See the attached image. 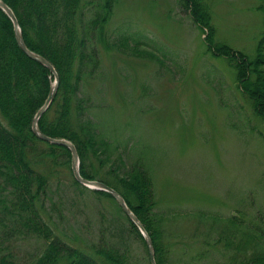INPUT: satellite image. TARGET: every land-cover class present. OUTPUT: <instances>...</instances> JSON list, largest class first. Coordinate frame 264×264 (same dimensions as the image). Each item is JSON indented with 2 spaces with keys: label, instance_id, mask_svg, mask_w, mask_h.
<instances>
[{
  "label": "rangeland",
  "instance_id": "1",
  "mask_svg": "<svg viewBox=\"0 0 264 264\" xmlns=\"http://www.w3.org/2000/svg\"><path fill=\"white\" fill-rule=\"evenodd\" d=\"M88 1L92 8L81 5L85 17L104 0H82ZM198 1L215 42L256 55L264 37L260 0ZM107 11L92 41L99 64L81 80L79 95L109 158L89 152L85 167L101 181L116 174L112 168L121 174L134 159L144 161L138 162L148 168L155 210L164 218L167 264H214L225 253L216 235L227 231L231 215L264 223V123L238 87L232 64L208 50L209 28L182 0H111ZM66 147L70 162L56 163L42 211L60 238L82 248L103 221L125 218L116 200L74 184ZM3 229V263L33 264L43 240L30 234L6 239ZM130 247L134 264H151L139 239Z\"/></svg>",
  "mask_w": 264,
  "mask_h": 264
},
{
  "label": "trees",
  "instance_id": "2",
  "mask_svg": "<svg viewBox=\"0 0 264 264\" xmlns=\"http://www.w3.org/2000/svg\"><path fill=\"white\" fill-rule=\"evenodd\" d=\"M2 1L15 14L27 47L46 58L58 75L56 93L38 119L40 130L51 137L73 142L80 158V174L98 179L86 169V158L89 152L98 159L108 155L104 142L101 139L97 142L99 132L85 119L79 87L81 80L91 77L99 64L92 41L96 30L100 35L103 31L111 0H104L90 17L84 16L81 5L92 8L93 1ZM260 1L258 9L264 14V0ZM182 6L189 9L200 26L209 28L208 50L232 64L238 87L249 99L253 114L264 123V37L252 58L209 36L208 15L198 0H182ZM53 77L48 67L26 55L18 46L12 21L0 8V226L4 227V238L30 234L42 239L44 247L33 264H134L130 247L133 238L142 242L149 260L143 235L113 195L89 189L73 175L74 184L114 200L125 222L113 218L103 221L96 239L89 245H80L83 249L64 241L47 223L42 211L46 210L43 195L56 163L70 162L66 146L42 141L32 131L33 117L44 103ZM41 142L46 143L44 148L39 145ZM138 161L144 162L134 159L124 166L121 174L112 168L116 174L100 180L117 190L141 221L152 240L156 263L167 264V250L161 240L164 218L155 210L156 199L148 168ZM226 226V232L223 230L216 235V241L223 242L220 249L224 248L225 253L214 264H264V223L261 220L251 223L243 216L231 215Z\"/></svg>",
  "mask_w": 264,
  "mask_h": 264
},
{
  "label": "water",
  "instance_id": "3",
  "mask_svg": "<svg viewBox=\"0 0 264 264\" xmlns=\"http://www.w3.org/2000/svg\"><path fill=\"white\" fill-rule=\"evenodd\" d=\"M0 8L8 15V17L12 21L13 31H14L15 39L17 41L18 46L22 49V51L26 55H28L29 57L39 61L43 65L47 66L49 68V70L53 73V76H54V80L51 82V85H50V88H49V91H48V94H47V97H46L44 103L37 110L35 116L33 117V121H32L33 133L37 137H39L43 140H46V141L51 142V143L63 144V145H66L70 148V150H71V169H72V173H73L75 179L87 187L107 191L111 195H113L116 202L120 205V207L123 209V211L129 216V218L135 223V225L138 227L141 234L143 235V237L146 241V246H147V250H148V254H149V260H150L151 264H157L155 261V257H154V248H153L152 240H151L149 234L145 230L143 224L138 219V217L133 213V211L126 204L122 195L119 192H117L114 188L107 185L106 183L99 181V180H95V179L85 178L80 174V172H79V156H78V153L76 151L74 144L71 141H69L65 138L51 137V136L45 134L44 132H42L40 130L39 125H38V119L41 116V114L45 111V109L48 107L51 99L53 98V96L56 92V89L58 86L57 72L54 69L53 65L46 58H44L43 56L39 55L38 53L30 50L27 47V45L25 44V42L23 40L21 28L18 24L17 18L15 16V14L13 13L12 9L2 0H0ZM254 264H260V263H254Z\"/></svg>",
  "mask_w": 264,
  "mask_h": 264
}]
</instances>
